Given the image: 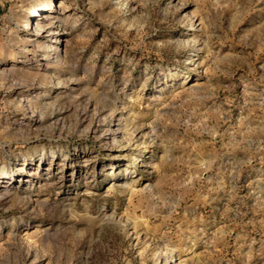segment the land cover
<instances>
[{"label": "rangeland", "instance_id": "rangeland-1", "mask_svg": "<svg viewBox=\"0 0 264 264\" xmlns=\"http://www.w3.org/2000/svg\"><path fill=\"white\" fill-rule=\"evenodd\" d=\"M0 264H264V0H0Z\"/></svg>", "mask_w": 264, "mask_h": 264}, {"label": "bare ground", "instance_id": "bare-ground-1", "mask_svg": "<svg viewBox=\"0 0 264 264\" xmlns=\"http://www.w3.org/2000/svg\"><path fill=\"white\" fill-rule=\"evenodd\" d=\"M51 5H53V2ZM45 12H46V9L44 8V6L40 5L30 12V14L26 20H31V24H34V20L36 19V17H41L43 15V13H45ZM51 37H53V35ZM49 40H51V38Z\"/></svg>", "mask_w": 264, "mask_h": 264}]
</instances>
